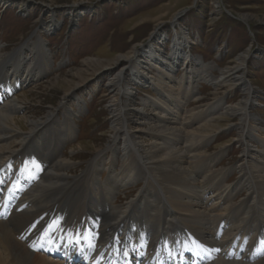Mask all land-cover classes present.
Wrapping results in <instances>:
<instances>
[{
    "label": "bare ground",
    "instance_id": "bare-ground-1",
    "mask_svg": "<svg viewBox=\"0 0 264 264\" xmlns=\"http://www.w3.org/2000/svg\"><path fill=\"white\" fill-rule=\"evenodd\" d=\"M25 7L18 2L19 9ZM213 7L221 11L218 0ZM37 32L8 54L0 45V212L9 222L0 221V264H121L119 257L122 264H264V144L258 157L247 148L241 163L219 169L226 148L204 149L209 135L227 125L237 130L233 142L246 146L259 128L249 110L248 52L213 75L208 69L215 63L190 54L193 41L181 27L173 29L169 53L161 47L166 36L155 28L145 43L119 54L108 69L109 140L81 173L72 175L76 156L60 149L75 138L77 112L62 103L57 107L63 109L62 119L51 108L43 117L27 116L28 111L15 116L25 107L15 92L52 69ZM198 80L215 93L236 90L239 98L233 104L219 98L205 109L187 107L198 98ZM132 84L148 86L158 97L140 98L141 106H134V98H121ZM145 107L151 113L139 110ZM133 113L138 116L134 129ZM144 132L150 142L143 141ZM30 153L37 167L23 176L18 165ZM30 167L25 162L24 170ZM101 169L108 172L105 180L98 178ZM233 170L239 178L227 184ZM143 182L135 198L116 203L120 190ZM9 187L15 208L1 205L11 197ZM241 190L246 197L233 202ZM93 208L101 209L100 215ZM45 246L47 253L36 251Z\"/></svg>",
    "mask_w": 264,
    "mask_h": 264
},
{
    "label": "rangeland",
    "instance_id": "rangeland-1",
    "mask_svg": "<svg viewBox=\"0 0 264 264\" xmlns=\"http://www.w3.org/2000/svg\"><path fill=\"white\" fill-rule=\"evenodd\" d=\"M19 1L22 0L0 2L1 52L10 53L38 31L49 51L52 69L42 79L24 84L15 92L25 106L15 116H22L28 111L25 113L27 116L43 117L48 108L56 111L62 103L77 112L72 118L75 138L60 149L63 155L76 156L74 162L78 166L72 175L81 173L97 149H103L109 140L111 133L105 110L108 99L104 92L108 69L115 65L119 54H129L132 48L145 43L157 27L159 33L166 36L161 47L167 53L170 52L173 29L181 27L193 41L189 47L190 54L201 58L205 64L215 63V68L208 69L213 75L218 73V68L233 66L238 53L248 52L245 78L252 93L249 110L259 128L255 129L253 140L248 139L246 146L233 142L237 130L235 126L227 128V125L209 135L212 139L204 149L212 153L226 148V154L217 164L218 169L241 163L242 150L247 148L258 157L264 144V0H218L221 7L219 13L213 11L215 0H23L26 4L24 10L18 8ZM73 5L77 6L73 9ZM174 16L176 27L172 22ZM197 68L200 70L199 66ZM180 74L181 71H178L176 76ZM196 88L198 98L192 99L187 107L201 106L205 109L219 98L229 104L239 98L236 90L228 93L218 90L215 93L212 86L203 80L197 81ZM128 90V94H122L121 98H134L136 102H131L137 107L141 106L140 98L158 97L157 92L148 86L132 84ZM145 108V111L139 110L151 113L150 108ZM58 110L62 119L63 109ZM137 118L133 113V129L138 125ZM233 123H238V120ZM198 125L201 123L193 127ZM142 137L143 141L150 142L145 132ZM27 156L18 165L23 176L35 171V162L38 163L31 153ZM25 162L31 165L27 171L24 170ZM107 174L105 169H101L98 178L105 180ZM227 175V184H233L239 178L235 170ZM143 185L144 182L134 188L120 190L116 203L124 204L135 198ZM245 197L246 192L241 190L233 202L239 203ZM95 204L99 205L100 201ZM93 210L100 215L101 209ZM0 219L8 226L7 217L1 216ZM19 240L26 244L24 238ZM117 240H120L119 235ZM128 255L132 259L130 253ZM117 260L123 263L120 257Z\"/></svg>",
    "mask_w": 264,
    "mask_h": 264
},
{
    "label": "snow or ice",
    "instance_id": "snow-or-ice-1",
    "mask_svg": "<svg viewBox=\"0 0 264 264\" xmlns=\"http://www.w3.org/2000/svg\"><path fill=\"white\" fill-rule=\"evenodd\" d=\"M0 183H2V181H0ZM51 243V242H50Z\"/></svg>",
    "mask_w": 264,
    "mask_h": 264
}]
</instances>
